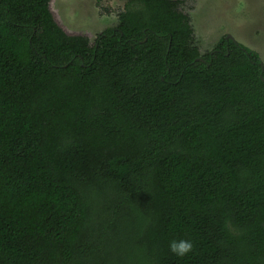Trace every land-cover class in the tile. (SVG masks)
<instances>
[{
	"label": "trees",
	"instance_id": "1",
	"mask_svg": "<svg viewBox=\"0 0 264 264\" xmlns=\"http://www.w3.org/2000/svg\"><path fill=\"white\" fill-rule=\"evenodd\" d=\"M50 2L0 0V264H264L258 53H201L181 0L93 42Z\"/></svg>",
	"mask_w": 264,
	"mask_h": 264
},
{
	"label": "rangeland",
	"instance_id": "2",
	"mask_svg": "<svg viewBox=\"0 0 264 264\" xmlns=\"http://www.w3.org/2000/svg\"><path fill=\"white\" fill-rule=\"evenodd\" d=\"M189 15L201 53L211 51L223 36L255 51L264 66V0H181ZM125 0H51V11L68 33L86 35L91 42L115 27Z\"/></svg>",
	"mask_w": 264,
	"mask_h": 264
},
{
	"label": "clouds",
	"instance_id": "3",
	"mask_svg": "<svg viewBox=\"0 0 264 264\" xmlns=\"http://www.w3.org/2000/svg\"><path fill=\"white\" fill-rule=\"evenodd\" d=\"M169 251L177 257H184L193 249V242L190 239H172L168 244Z\"/></svg>",
	"mask_w": 264,
	"mask_h": 264
},
{
	"label": "water",
	"instance_id": "4",
	"mask_svg": "<svg viewBox=\"0 0 264 264\" xmlns=\"http://www.w3.org/2000/svg\"><path fill=\"white\" fill-rule=\"evenodd\" d=\"M226 38H230V36L228 35V36H226ZM261 66L263 67V64H262V62H261Z\"/></svg>",
	"mask_w": 264,
	"mask_h": 264
}]
</instances>
